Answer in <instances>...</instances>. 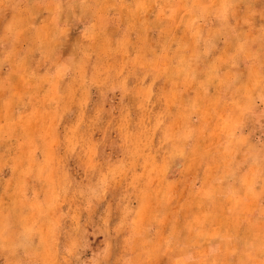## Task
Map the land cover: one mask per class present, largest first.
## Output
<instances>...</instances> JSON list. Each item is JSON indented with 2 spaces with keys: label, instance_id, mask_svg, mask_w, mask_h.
<instances>
[{
  "label": "rangeland",
  "instance_id": "374dc122",
  "mask_svg": "<svg viewBox=\"0 0 264 264\" xmlns=\"http://www.w3.org/2000/svg\"><path fill=\"white\" fill-rule=\"evenodd\" d=\"M0 264H264V0H0Z\"/></svg>",
  "mask_w": 264,
  "mask_h": 264
},
{
  "label": "crops",
  "instance_id": "0c3cea01",
  "mask_svg": "<svg viewBox=\"0 0 264 264\" xmlns=\"http://www.w3.org/2000/svg\"><path fill=\"white\" fill-rule=\"evenodd\" d=\"M236 14H237V13H236ZM233 17H234V16H233ZM234 18H235V17H234ZM234 21H235V22H234V23H235V25H234L235 27H234V28H237V27H238V26H237V23H238V22H237L236 20H234ZM200 25H201V24H200Z\"/></svg>",
  "mask_w": 264,
  "mask_h": 264
}]
</instances>
